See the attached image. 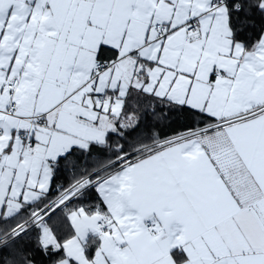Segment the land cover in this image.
Returning <instances> with one entry per match:
<instances>
[{
	"label": "snow or ice",
	"instance_id": "6c2138e0",
	"mask_svg": "<svg viewBox=\"0 0 264 264\" xmlns=\"http://www.w3.org/2000/svg\"><path fill=\"white\" fill-rule=\"evenodd\" d=\"M0 264H264V0H0Z\"/></svg>",
	"mask_w": 264,
	"mask_h": 264
}]
</instances>
